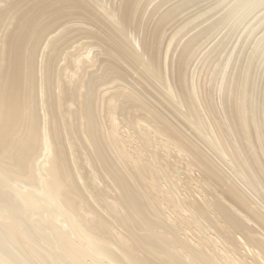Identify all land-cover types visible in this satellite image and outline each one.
<instances>
[{
	"label": "bare ground",
	"instance_id": "6f19581e",
	"mask_svg": "<svg viewBox=\"0 0 264 264\" xmlns=\"http://www.w3.org/2000/svg\"><path fill=\"white\" fill-rule=\"evenodd\" d=\"M0 264H264V0H0Z\"/></svg>",
	"mask_w": 264,
	"mask_h": 264
}]
</instances>
